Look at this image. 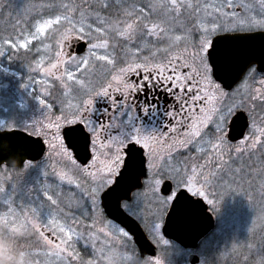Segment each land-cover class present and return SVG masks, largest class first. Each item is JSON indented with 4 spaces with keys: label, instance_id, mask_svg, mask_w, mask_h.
Instances as JSON below:
<instances>
[{
    "label": "rangeland",
    "instance_id": "obj_1",
    "mask_svg": "<svg viewBox=\"0 0 264 264\" xmlns=\"http://www.w3.org/2000/svg\"><path fill=\"white\" fill-rule=\"evenodd\" d=\"M109 2L110 8L102 9L99 7V0H0V130H24L32 135L45 138L48 144L46 154L38 162H28L20 168L0 167V216L14 215L21 219L26 218L32 224H35L40 232L44 233V236L52 242V245H56L60 243V239L65 237L58 230H50L51 226L48 224V218L51 212L58 223L65 225V227L71 226L82 237L77 238L74 236L65 245L68 252L78 253L82 259L92 258L93 241L90 237L94 236L97 249L101 247L102 242H105L110 248L119 247L121 252L127 253L131 257L127 264H144L139 258L134 257L133 252L125 250V238L117 231L118 229L105 223L99 197L104 189L98 195L91 194V190L107 174H101L96 168L93 170L92 163L88 164L91 169L88 166H81L63 142L64 148L76 161L75 164H72L68 156L63 154V150L59 148V141L55 140L52 135L56 131L55 126L59 125V136L62 139V128L73 124L66 121L64 117L69 116V119H72L69 115L71 112L80 108L82 102L91 99L96 95V92L101 91V84L110 82L111 75L118 73L121 67L127 66L122 47L127 43L135 49L141 43L142 27L140 21H137L135 27L134 41L125 42L122 39L113 40L112 37H109L110 47L108 51L111 53L109 58L113 60V64L109 65L106 61H96L93 58L91 67L88 70H76L75 75L83 82V87L75 83V80L67 81L66 76L63 75L64 69H73L74 66L72 65L65 64L57 69H52L54 74L51 75L47 71L53 63L57 62L55 56L58 50L56 34L62 29L63 21L61 25H53L52 29L47 30L40 39H31L38 24L46 19L55 18L56 15L66 11L60 7L64 3L75 5V10L72 12L75 18L79 17L81 11L90 14L88 15V22L92 23L93 28H95L94 16L97 11L113 21L128 19L130 22L131 17H124L126 7L135 4L137 7H144L145 11L149 12L147 5L155 2V0H120L119 3H117V0H109ZM192 2L206 6L220 3L221 0H192ZM242 2L255 4L256 7L251 9L250 15L255 16L257 19L262 18L258 0H242ZM236 10L233 9V11ZM207 11L210 14L213 13L212 8H208ZM198 15L197 12L193 17L197 18ZM214 15L218 16L219 13ZM183 16L191 17L182 9L180 17ZM246 16L247 14L242 9L241 14L232 21V24L237 23L240 18H246ZM159 17V11L149 14V19L153 22H156ZM223 23L226 25L227 20H223ZM174 24L178 23L174 22ZM28 39H31V43H28L26 47L21 48L18 46ZM156 39L158 37H147V47L139 55L144 56L151 40L158 41ZM5 41H9V43H5ZM83 41L88 44L83 54L70 55L69 49H65L64 46L65 58L75 56L80 59L87 56L90 45L87 39H83ZM45 45L49 46L47 50ZM98 51L103 53L104 50ZM58 75L62 77L63 83L55 78ZM65 83L69 87H65ZM238 90L239 94L234 95L237 92L236 90L232 95L218 97V106L231 105L238 102L242 97L247 99L248 96L253 94V91L248 94L245 90ZM257 96L259 95L257 94ZM256 103V101L249 102V107L253 109V112L251 114L247 113L252 123L253 118H255L257 126H264L260 124L261 119H264V112L260 109V105H256ZM86 124L88 128H96L95 123L87 122ZM251 131L252 127L250 133ZM250 133L240 143L241 148L250 138ZM261 142L263 143L262 138ZM53 143L57 147H51L50 145ZM226 164L230 167L222 168L220 163L216 165L217 167L205 166L203 173L214 178L216 173H212L211 170L219 167L217 171L218 178H220L221 171H223L222 174L226 172L228 174L230 170L233 171V168H235V164L231 160ZM183 166L191 173V167L194 165L189 169L187 163ZM89 172L94 173L95 176L89 175ZM201 172L202 169L198 168L197 176ZM61 173L72 176L80 187L77 188L75 185L62 182L59 178ZM202 179L201 181L196 179L192 187L202 191L204 195L199 196L204 197L208 203L212 201L209 204L218 211L219 217L217 229L211 235V239L205 241L199 249V253L204 254L205 259L198 264H213V261L210 260L212 257L217 258L219 264H264V232L248 235L247 226L256 207L251 205L252 211H250L249 204L252 198L246 194L242 184L240 186L232 184L228 186L226 180H222L216 185L209 182L210 179L205 183L203 175ZM188 186L186 184H179L178 186L177 182L175 183V191L171 195L172 199H169L164 212L172 202L175 192L181 188L187 189ZM137 194L134 204H142L144 210L152 209L156 213L159 207V210L162 207L164 208V205L153 194L150 182ZM233 194L235 196L234 200L232 198ZM49 195L57 201L56 205H52L51 201L47 199ZM148 195L154 197L153 202L146 201ZM158 195L161 200L166 198L162 197L160 192ZM220 204L226 207L225 212L220 211ZM136 209L137 207L133 208V210ZM164 215L165 213L160 215L157 212L156 215H150L149 217L154 221L151 226H148L149 231L160 247L168 245L161 232ZM157 224L161 225L159 229L155 227ZM116 236H122L123 240L115 239ZM29 239L32 249L39 253L31 257L34 264H80L79 260L68 256L67 252L62 253L60 258L45 256L43 253L49 250L51 245L44 244L43 239L36 230H31ZM209 241H212V248L209 246ZM213 248L214 251L210 255V250ZM171 254H169L170 262H168L165 250L162 251L163 256H159L163 261L162 264H171ZM98 264H104L102 258L98 257ZM150 264H154V262L150 261Z\"/></svg>",
    "mask_w": 264,
    "mask_h": 264
},
{
    "label": "snow or ice",
    "instance_id": "obj_2",
    "mask_svg": "<svg viewBox=\"0 0 264 264\" xmlns=\"http://www.w3.org/2000/svg\"><path fill=\"white\" fill-rule=\"evenodd\" d=\"M119 2L120 0H117V3ZM110 6L109 0H99L100 8L108 9ZM258 6L262 14L261 19H257L255 16L250 15L251 9L256 7V5L251 3L245 4L242 0H221L220 3L206 6H201L199 3L194 4L192 0H155V2L147 5L149 12H146L144 7H137L135 4L126 7L124 9V17H131L132 19L130 22L128 19L113 21L97 11L94 16L96 27L93 28V24L88 22V15L90 14L81 11L79 17L75 18L72 15V12L75 10V5L64 3L61 4L60 7L66 11L56 15L55 18L46 19L38 24L31 39H40L47 30L52 29L53 25H61L63 21L64 23L60 33L63 35L64 39L62 42L56 43L58 48L55 53L57 62L53 63L51 68L47 71L48 74L51 75L54 74L52 73V69H57L65 64L72 65L74 66L73 69H64L63 75L66 76L67 81L75 80V83L83 87V82L75 75L76 70H88L91 67V60L93 58L96 61H106L109 65L113 64V60L109 58L111 55L108 51L110 47L109 37H112L113 40L122 39L125 42L134 41L135 27L139 20L140 26L142 27V32L140 34L141 43L137 45L135 49L131 48L127 43L124 44L122 51L125 54L127 66L121 67L118 73L111 75V81L108 83L107 87L101 85L100 87L104 90L96 92V95L100 97L109 96L108 88H113V85L115 86L114 90L120 92L122 96L130 95L137 90L142 91V84L139 82L134 84L126 78L129 73H138L141 71L145 73V75L142 76V80L148 81L149 84H153L149 74H154L156 77L155 84L161 87L164 84L170 85V88L165 89V91L176 89L181 96L184 93L190 94L188 99L183 100L181 105L182 110L187 106L186 119L189 121L187 123V131L183 133L184 139H177L176 143L182 146L191 145L197 153H210L211 156L219 161L221 167L224 168L230 167L223 160L226 126L231 122L233 128H235L236 122L243 117L246 111L250 114L253 112V109L249 107V102L259 100L261 96H257L253 93L248 96L247 99L242 97L238 102L231 105L223 107L218 106V97L225 95L221 88V83H223L225 87H231L232 84L239 81L246 82L247 78L255 79V74L257 73L255 65L258 61L254 53H238L233 43H228L231 41L230 39H215V37L219 33H224L227 37L228 34L251 33L257 28L264 29V0H258ZM208 8L213 9L212 14L208 13ZM240 8L247 14L246 18H240L237 23H230L226 26L223 20H235L240 14L236 11L228 12L225 11V9ZM182 9H184L189 16L196 15L197 12L199 13L197 20L200 36L195 45V50L189 53L188 57L179 65L174 63L175 60L179 59L177 57L168 59L166 63L156 62L155 51H152L148 56H140L139 53L144 51V48L147 47V37L155 36L160 39H168L170 45L180 42L182 39H187V33L182 37L181 35L172 34L171 29L173 20L181 16ZM156 11L160 12V17L156 22H153L149 19V14ZM215 13H219V15L216 16L214 15ZM74 38L76 40H88L90 45L88 55L80 59H77L75 56L66 59V53L64 52L65 42L71 41ZM31 39L25 40V43L19 44L18 46L21 48L26 47L28 43H31ZM5 43H9V41H5ZM48 47V45H45L46 50ZM101 49L104 50L103 53L98 51ZM183 69H187L188 71L184 72ZM166 72L169 74L165 75ZM259 72L264 74V41H262L259 51ZM213 76H215V79H213ZM55 78L62 81V77L59 75ZM216 81H220L221 83H217ZM259 83L264 85V79L260 80ZM64 86L69 87L66 83ZM93 91L95 90L93 89ZM255 91L259 92V89ZM236 94H239L238 89L234 95ZM201 101L203 104L199 107L197 113L193 105ZM91 104V99L82 102L80 108L69 114L72 119H69V116H65L64 119L69 123H75L78 118L79 122L83 124ZM142 110L145 113L148 112L147 108H143ZM210 122L214 125V132L211 138H209L208 133L204 131ZM260 124L264 125V119H261ZM247 126V124L244 125V127ZM55 127L56 131L53 132L52 135L55 140L59 141V148L63 150V154L68 156L72 164H75L76 161L72 159L71 154L64 148L63 140L59 136V125ZM69 131L77 132L76 129H71ZM89 131L95 134L96 128L91 127ZM173 131H175V128H173ZM68 132L64 133L66 137H68ZM83 132V128L79 129L80 134H83ZM241 135H243V131H241ZM122 137V139L116 141V150L113 156L101 159L100 157L104 154L100 153L92 160L91 165L92 168H96L101 174H107L106 177L91 190V194L98 195L103 189L115 184V187H111L106 193L105 198L112 196L116 197L118 205L121 200L127 202L132 199L134 189L140 187L139 180L145 175L144 166L149 163V161L143 159L142 152L139 156L137 155L135 145L141 144L142 148L150 147V140L148 137L142 138L143 143L141 138H137L131 133H122ZM250 137L251 140L247 148L235 149L236 152L241 154V158L245 151L251 152L256 149L258 145L261 149H264V143H261V138H264V126H257L255 118H253ZM83 141L85 153L87 154L88 149L91 147L90 137L84 135ZM125 143L132 145V147H129L127 150V161H125L123 155H121V147L124 146ZM50 146L57 147L55 143ZM169 155H171V153H169ZM186 163L187 162H177L173 164L165 160L164 164L157 168L152 174L150 187L153 194L156 195L157 200L164 206H167L169 199H172L170 185L168 192L165 194L166 198L161 200L158 195L166 181L177 182L178 186L179 184L189 185L187 191L192 193L193 196L204 195L202 191L194 189L192 185L196 182L197 169H203L205 165L196 164L195 161H193L195 166L191 167V176H189L187 174V169L183 166ZM206 163H210V160L206 161ZM149 166L155 167L154 164H150ZM121 169H123V171H121ZM85 171H87V169H85ZM242 173V169L233 170V175L237 176L241 181L244 179ZM88 174L95 176L92 172ZM200 174L204 176V181L207 183L208 175L203 172ZM114 177H119V179H114ZM59 178L62 182L75 185L77 188L80 187L77 181L70 175L61 173ZM184 197H186V193H182L181 196L175 198V211L183 210ZM47 199L51 201L52 205L57 204V201L53 199L52 196L49 195ZM209 203H212V201H209ZM250 204L255 207L264 206V196H261L254 202H250ZM124 207L128 208V204L125 203ZM48 224L51 226L50 230H58L64 234L65 238L60 239L59 244L52 245V242L44 236V233L40 232L37 226L26 218L21 219L14 215L0 216V231L6 232L17 239L19 245L26 250L30 257L29 264H34L31 257L39 254L32 249L29 239L31 230H36L39 233L44 244L51 245V248L43 253L45 256L60 258L62 253L67 252L68 256L79 260L80 264H82L84 259H82L78 253L68 252L67 248H65V245L68 244L74 236L82 238L80 234L76 233L71 226L65 227V225L58 223L51 212L49 213ZM155 227L159 229L161 225L157 224ZM117 231H119L122 236L128 237V233L123 229H118ZM90 239L93 241L92 256H98L104 259L105 253L111 248L107 243L102 242L101 247L97 249L94 243L95 237L92 236ZM105 249H107V251H105ZM123 254L126 261L131 260V257L127 253ZM144 264H150V262L145 261Z\"/></svg>",
    "mask_w": 264,
    "mask_h": 264
},
{
    "label": "flooded vegetation",
    "instance_id": "obj_3",
    "mask_svg": "<svg viewBox=\"0 0 264 264\" xmlns=\"http://www.w3.org/2000/svg\"><path fill=\"white\" fill-rule=\"evenodd\" d=\"M228 12H232L233 9H226ZM236 12L241 14L242 8L237 9ZM195 16V15H194ZM233 21V20H232ZM227 20L226 26H228L230 23ZM174 22H177L178 24H174ZM176 25V26H175ZM257 32H264V29L257 28L251 33H257ZM187 33V39H182L180 42H177L175 44L170 45V42L168 39H156L151 40L149 43L147 51L144 53V56H148L151 54L152 51L156 52V62L159 63H166L168 59L172 57H177L179 59L175 60L174 63L177 65L183 63L184 59L188 57L189 53L193 52L195 50V45L198 42L200 32L198 30V20L197 18L191 16V17H180L173 20L172 23V34L175 35H181L182 37ZM251 33H236V34H228L232 36L237 35H245V34H251ZM225 35L224 33H219L216 37ZM154 37V36H153ZM215 37V38H216ZM166 40V41H165ZM74 41H67L65 44V49H69L70 55L75 54V47ZM257 68V73L255 74V79L247 78L245 81H239L236 83V85L232 88L231 91H226L221 84V88L223 89L225 95H232L234 91L237 89L245 90L248 92V94L255 93L261 96V99L256 100V105H264V85H261L259 83L260 80L264 79V74L259 72L258 65H255ZM184 72H187V69H183ZM169 73L166 72L165 75H168ZM145 75V73L138 72V73H129L127 74V79L131 81L132 83L139 82L143 85L142 91H134L130 95L122 96L120 92L114 90L113 88H108L109 96L100 97V96H93L91 98L92 104L89 107L88 112L86 113V118L84 119L83 124L85 125V128L90 133L91 137V160L88 164L92 163V160L95 159L97 155L100 153H103L104 155L101 156V159H105L108 157H111L114 155L116 150V141L119 139H122V133H131L134 134L137 138H143L148 137L150 140V147H143L141 144H136L135 147H140L143 150V154L145 157V160L149 161L148 164H145L146 166V176L143 178V184L140 189L135 190L132 196V199L125 202L121 201L120 206L124 212H126L129 216H131L133 219H135L140 226L142 227L143 231L147 235L148 239L152 243V246L154 247L156 253L154 256L151 255H145L141 256V253L138 249V246L134 240V237L125 229L123 228L119 223L115 222L113 219L108 216L107 211L103 204V199L108 192V190L114 186L110 185L108 188L104 189L99 195L100 197V205H101V211L105 218V223L113 225L116 229H123L125 232L128 233V237H124V243H126V249L130 252H133L132 254L136 259H140L141 262L145 261H153L154 264H162V259L159 258V256L162 255V251L165 250V254L168 256V262L169 260V254L172 253V261L171 264H198L201 263L202 260L205 259L203 256L204 254L199 253V249L201 245L208 241V239L211 237L213 232L217 229L218 226V211L214 207H212L204 197H201L199 195H196L195 197H201L205 200V202L208 205L209 212L214 216L215 219V227L213 230L206 235L197 245V247L191 249V248H185L181 246L180 244L169 240L164 237V239L168 242V245L165 247H160L156 241L151 236V232L149 231L148 226H151L152 223H154L153 220H151L149 217L150 215L153 216L154 214L158 212L160 215L165 213L163 224L165 222L166 215L170 209V205L168 206V209L164 212V208L162 207L160 210L159 208L152 211V209H143L142 204H134V199L136 196H138L137 193L141 192L144 189V186L147 185L148 182H150L152 174L154 171L159 168L162 164H164L165 160H168L169 163H177V162H187L188 169L193 164V161H195L196 164L200 165H212L213 167H217L219 161L211 156L210 153H197L195 149L191 145H180L176 143L177 139L183 140L184 136L183 133L187 131V123L189 122L186 119L187 116V106L184 107L182 110L181 105L183 100H187L190 94L184 93L182 96L176 89H170L169 91H165V89H169L170 85L164 84L162 87L155 84L156 77L154 74H149L150 79L153 81V84H149L148 81L142 80V76ZM213 79L215 77L213 76ZM219 83L218 81H216ZM109 82L102 83L101 85H104V87H107ZM259 89V92H256L255 90ZM263 89V90H262ZM104 89L101 88V91ZM261 91V92H260ZM261 93V94H260ZM218 103V102H217ZM203 102H197L193 107L196 109L198 113V109L200 106H202ZM147 108L148 112L145 113L142 109ZM249 117V128L245 135V137L236 142L233 143L229 141L227 135L229 130V124L226 126V135H225V141H224V154H223V160L227 162H232V155L233 150L240 147V143H242L247 136L250 133L252 122L249 114L247 111L245 112ZM179 121V123H178ZM79 122V121H78ZM87 122H92L96 124V133L93 134L91 131H89V128L87 126ZM76 123V122H75ZM74 124V123H73ZM173 128H175V131H173ZM205 132L208 133V137L211 138L214 132V125L210 122L208 127L204 129ZM251 140V137L246 141V144L242 146V148H247L248 144ZM111 142V143H110ZM46 145L47 142L45 140ZM143 143V139H142ZM131 144L125 143L124 146L121 147V155H123L124 160L127 156L126 149ZM171 153V155H169ZM151 154V155H150ZM174 158V159H173ZM184 158V159H183ZM210 163H206V161H209ZM89 169L91 167L89 165ZM150 164H154L155 167H150ZM195 166V165H194ZM212 167V168H213ZM205 168L202 169V172ZM219 169V167L217 168ZM217 169L211 170L212 173H216L215 176L217 178H211V176H208V179H210L209 182H213V184H218V182H221L222 180H226L225 182H231L233 179L232 177V170L226 175L222 174L223 171H221L220 178H218L219 174ZM94 170V168H93ZM187 174L190 175L191 173L187 171ZM225 176V178H223ZM114 179H117V177H114ZM198 181L203 180L202 175L199 173L196 177ZM167 182V181H166ZM173 185V190L170 193L171 195L175 191V183L174 181H170ZM178 191V190H177ZM176 191V192H177ZM175 192V195H176ZM160 195L162 197H165L160 191ZM175 195L173 199L175 198ZM234 198V195L232 196ZM146 201L153 202L154 197L151 195H148V198ZM173 201V200H172ZM125 203L128 204V208H125ZM137 205V206H136ZM155 206V205H154ZM220 206V211L225 212L226 207H224L222 204ZM134 207H137L136 210H133ZM140 216V217H139ZM162 232V228H161ZM115 239H119L120 241L123 240L122 236H116ZM211 239V238H210ZM209 239V240H210ZM210 248L213 247L212 241H209ZM212 251H214V248L210 250V255H212ZM174 252V254H173ZM188 255V258H187ZM163 256V255H162ZM195 256V258H192ZM166 258V259H167ZM195 259L196 263H192V260ZM213 261V264H219V260L215 257H212L210 259Z\"/></svg>",
    "mask_w": 264,
    "mask_h": 264
},
{
    "label": "water",
    "instance_id": "obj_4",
    "mask_svg": "<svg viewBox=\"0 0 264 264\" xmlns=\"http://www.w3.org/2000/svg\"><path fill=\"white\" fill-rule=\"evenodd\" d=\"M225 38L231 40L228 43H233L235 50L238 53H254L258 61L257 65L259 68V51L261 43L264 41V32L237 36L228 35L227 37L222 35L216 37L215 39ZM73 47H75L76 54H82L87 48V43L85 41L76 40V44H74ZM218 82L221 83L220 81ZM221 84L226 90H231L236 85V83H234L231 87H225L223 83ZM245 124L248 126L244 127ZM249 125V117L246 113H244L243 117L236 122L235 128H233V125L230 122L227 135L229 141L238 142L239 140H242L247 133ZM81 128L84 129L83 134L79 133V129ZM71 129H76L77 132L69 131ZM241 131H243V135H241ZM65 132H68V137L64 135ZM84 135L90 137L89 132H87L85 126L81 123L65 126L62 130V136L67 148L73 152L74 158L82 166H86L90 162L92 156L90 148L88 149L87 154L85 153L83 141ZM129 147H132V145H129L128 148ZM128 148L126 149V154ZM45 151L46 144L40 136H34L19 129L0 130V166L5 165L10 168H18L27 161L37 162L44 156ZM135 151L138 156L141 152L143 154V150L140 147L136 146ZM13 158L18 161L17 167H12L10 163H6ZM127 159L128 157L126 156L125 161H127ZM143 159L145 160L144 154ZM121 171H123V169H121ZM144 171L145 175L139 180L140 187L135 188L134 191L140 189L143 184V178L146 176V166H144ZM117 179H119V177H117ZM169 185L172 192L173 185L170 181H167L161 189V193L163 195L168 192ZM112 187H115V184ZM182 193H186V197L183 199V210L175 211V198L181 196ZM175 198L173 199L170 209L166 215L165 222L162 227V234L165 238L172 240L185 248L193 249L197 247L198 243L215 227L214 216L209 212L208 205L203 198L193 196L185 188L180 189L176 193ZM121 201L118 205L116 197H104L103 204L108 216H110V218L115 222L119 223L134 237L141 256H154L156 251L152 246V243L148 239L140 224L122 210L120 206ZM192 258H195V256ZM192 263H196L195 259L192 260Z\"/></svg>",
    "mask_w": 264,
    "mask_h": 264
},
{
    "label": "clouds",
    "instance_id": "obj_5",
    "mask_svg": "<svg viewBox=\"0 0 264 264\" xmlns=\"http://www.w3.org/2000/svg\"><path fill=\"white\" fill-rule=\"evenodd\" d=\"M63 35L58 32L56 34V43L62 42ZM12 167L18 166L16 159H11L9 162ZM250 211H252L251 204H249ZM248 235L257 232H264V206L256 209L252 215L251 221L247 226ZM30 257L26 250L19 245L17 239L6 233L0 231V264H29ZM104 264H127L123 252L119 247H114L105 253L103 259ZM82 264H98V257L87 258L82 261Z\"/></svg>",
    "mask_w": 264,
    "mask_h": 264
},
{
    "label": "trees",
    "instance_id": "obj_6",
    "mask_svg": "<svg viewBox=\"0 0 264 264\" xmlns=\"http://www.w3.org/2000/svg\"><path fill=\"white\" fill-rule=\"evenodd\" d=\"M260 107V109H262V112H264V105H261ZM262 140L264 143V138H262ZM232 162L235 164V168H233L234 170H243L242 174L244 176V179L243 181L239 180L237 176L233 175V171L232 177L229 176V173L227 176L226 172L224 175L233 179L230 183L228 182V186L230 184L236 186H240V184H242V187L245 190L246 194L252 198L250 202H254L258 200L261 196H264V149H261L258 145L257 148L252 150L251 152L245 151L242 158L241 154L236 152L234 149L232 155ZM234 199L235 196L233 200ZM258 208L260 207H256V209Z\"/></svg>",
    "mask_w": 264,
    "mask_h": 264
}]
</instances>
